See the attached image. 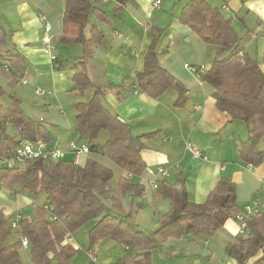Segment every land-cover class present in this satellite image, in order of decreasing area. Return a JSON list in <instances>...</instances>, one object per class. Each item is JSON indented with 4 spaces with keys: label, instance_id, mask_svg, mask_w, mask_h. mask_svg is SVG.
Instances as JSON below:
<instances>
[{
    "label": "trees",
    "instance_id": "1",
    "mask_svg": "<svg viewBox=\"0 0 264 264\" xmlns=\"http://www.w3.org/2000/svg\"><path fill=\"white\" fill-rule=\"evenodd\" d=\"M114 1L117 2L114 12H120L126 1ZM91 13L100 21H108V15L91 0H65L64 32L59 42L83 43ZM178 20L193 29L203 43L214 47V60L198 74L199 79L211 86L218 110L225 112L231 120L246 125L247 137L239 141L236 150L243 163L259 166L264 161V151L258 149L259 142L264 139V74L258 62L240 47V37L231 19L206 0L187 2ZM163 33L162 28L151 29V42L143 68L136 72L133 87L151 98L172 89L177 93L174 106L181 107L188 97L187 90L157 60V43ZM4 38L5 33L0 29V47ZM102 39V31L92 24L88 41L99 45ZM7 59L8 65L3 64L2 68L6 65L7 70L22 77L26 65L21 57L9 53ZM73 82V89L81 94L88 88L92 90L85 100L75 104L74 139L87 144L89 153L103 155L125 173L118 178L116 192L121 198L130 197L128 210L120 212L106 205L105 200L113 198L109 186L113 172L95 159L87 157L84 165L79 166L69 154L58 161L32 160L22 167H0V183L7 188L18 187L33 198L41 192L45 195V206L35 207V216L20 219L16 228L0 209V264H22L19 253L22 237L28 241L32 264H70L77 249L67 238L91 221L89 246L106 236L125 247L137 249L133 257L121 256L107 264H148L145 255L167 239L213 235L218 226L241 213L242 209L236 203L235 185L227 177L219 180L203 203L188 201L186 191L180 189L184 180L170 184L160 179L155 194L157 198L168 199L171 209L163 214V222L151 234L135 229L132 222L141 207L135 200L142 197L144 188L134 183L132 176H139L145 170L140 155V138L152 133L134 136L129 126L104 106L98 87L83 71L74 74ZM8 125L17 134L6 136ZM101 131L107 133L104 143L96 142ZM18 135L52 144L49 132L41 122L34 121L19 107L13 106L0 119V155L14 150ZM246 230L245 237L224 245L226 255L237 264H264V211L247 220Z\"/></svg>",
    "mask_w": 264,
    "mask_h": 264
},
{
    "label": "crops",
    "instance_id": "2",
    "mask_svg": "<svg viewBox=\"0 0 264 264\" xmlns=\"http://www.w3.org/2000/svg\"><path fill=\"white\" fill-rule=\"evenodd\" d=\"M125 1L123 9L116 13L114 12L117 7L116 1L91 0L94 6L108 15V21H100L91 13L90 23L84 30L85 41L63 44L59 42V37L64 32L65 0H0V29L5 33L4 43L0 47V110L4 114L3 117L13 106H20L21 100L28 94L26 85L34 88V94L38 97H42V94H37V90L47 92L49 104L54 99L57 100L56 94L74 95L73 97L80 95L79 101L86 99L92 91L90 88L83 94L73 89L74 74L83 71L90 82L98 87L104 106L121 118L134 136L152 133L149 137L140 138V155L145 170L139 176H132V180L143 186L142 199L151 197L155 214L160 212L159 206L163 200L157 198L155 188L151 185L153 180L165 179L174 184L182 179L184 182L180 189L186 191L188 201L203 203L219 180L227 177L235 185L236 203L240 209L259 199L261 193L259 179L264 175V161L259 166L248 168L247 164L239 159L236 150L239 141L247 137L246 125L231 120L225 112L218 110L212 97L211 86L202 82L198 74H189L180 66L182 61L176 54L175 46L184 42L185 37L203 51L209 52L212 56L215 54L214 47L203 43L193 29L179 24V9L181 10L191 0H160V6L150 14L148 6L154 0ZM206 1L219 7L224 16L231 19L240 37V47L255 58L264 74V0ZM163 4H167L169 10H172L170 14L163 10ZM176 8L177 13L174 12ZM39 14H43L50 24L49 34L54 44L53 54L57 58V66H54L49 56L43 52V25L39 20ZM169 15L170 21L157 43L156 53L159 65L180 81L187 90L188 97L181 107L174 106L177 93L172 89L166 90L157 98H151L135 91L133 87L136 72L143 68L144 56L151 42V29L161 28V20L168 18ZM92 24L103 33L99 45L88 41ZM9 53L18 54L25 63L26 70L22 77L2 68L3 64L8 65ZM201 66L206 68L203 64ZM22 79L26 82L22 83ZM7 94L12 95L8 97ZM77 102L73 104L74 115ZM49 104L43 102L42 105L50 107ZM58 113L60 115L65 113L60 106ZM13 132L17 134L14 130ZM74 137L75 132L68 139L64 136L56 137L52 145L70 156L67 142ZM186 142L199 148L202 151L201 157H193L185 149ZM78 157L74 159L75 163L83 166L86 155ZM159 167H162L165 173L159 174ZM122 175L125 173L120 176ZM143 180L148 186L142 183ZM36 198L37 196L33 198L18 187L7 188L0 183V209L10 219L16 214H20L22 218L32 219L28 215V208L36 207L34 206ZM125 198L128 196L121 198V208L117 207L116 211H126L128 200L126 204L122 202ZM41 205L45 206V195ZM140 205V209L144 207V204ZM166 206L168 209L165 213L171 209L170 201ZM162 222L163 217L160 223L152 221L150 223L152 232ZM246 231L242 236H238V224L234 219H228L223 225L218 226L215 233L223 240L222 252L225 253L223 247L227 242L245 237ZM73 234L70 235L68 242L78 251L79 248L73 243ZM109 239L111 238L104 236L93 246L82 245L80 249L83 255L77 252L70 264H77L78 259L80 261L85 259L87 262L90 258L89 252H95L97 246L101 244L106 245L107 252L100 256L102 261L97 259L96 263L107 264L115 261V257H112L114 255L109 251L117 248L116 242L115 240L109 242ZM98 247V250L102 249L101 246ZM119 249L116 251L124 252L121 247ZM134 255L135 253H125L122 256L131 258ZM209 255L212 256L211 251ZM222 262L219 263L237 264L230 257Z\"/></svg>",
    "mask_w": 264,
    "mask_h": 264
},
{
    "label": "rangeland",
    "instance_id": "3",
    "mask_svg": "<svg viewBox=\"0 0 264 264\" xmlns=\"http://www.w3.org/2000/svg\"><path fill=\"white\" fill-rule=\"evenodd\" d=\"M162 7L163 10H165L168 14L171 13L172 10H169L167 4L166 5L163 4ZM176 11L177 8L174 9V12ZM180 12L181 10L179 9L178 18L180 16ZM169 21H170V15L168 16V18L161 20L162 23L161 28L164 29V31L165 29H167L166 24L169 23ZM179 24L181 23L179 22ZM183 41L184 42H180L176 44L175 48L179 60L182 61L180 66L184 68V70L189 72V74L197 75L196 73H192L188 71L184 65L186 64L189 66H194L197 69H199L201 64H203L206 68L211 65V63L214 60L215 54L214 56H212L209 52L203 51L199 46L197 47L193 43L187 41L186 37L183 39ZM25 89H28V94H26L23 100H21L22 102L19 107L21 110L24 111V113L28 117H30L36 122H41L45 126V128L49 132L51 143L54 139H56V137L64 136L68 139L72 137V135H74L73 120L75 115L73 112V104L76 101L80 100L79 98L80 95L73 97L74 95L66 96L64 94H56L57 100L54 99V101L49 104V102L47 101V99H49L47 96L48 94H46L47 92L45 91H41V93L36 92L37 94H42L41 95L42 97H38L37 95L34 94V88H31L30 86L26 85ZM19 92L20 90L17 91V93ZM43 94H46V96H43ZM11 95L12 94H7L8 97H11ZM43 102L46 105L49 104L50 107L43 106L42 105ZM59 106L65 112L62 115L58 113ZM3 115H4L3 112H1L0 110V119L3 118ZM13 130L14 129L11 126H7L5 130L6 131L5 135L6 136L13 135L14 133ZM106 138H107V133L105 131H101L100 134L98 135V138L96 139V142L104 143ZM258 149L264 151V139H262L259 142ZM85 155L86 157L95 159L100 164L112 170L113 175L109 181V186L112 189L111 194L113 195V198L112 199L110 197L107 198L105 200V203L107 206L114 208V210L117 207L121 208L120 205L121 197H119V195L116 192V183L120 175L123 173V171L120 168H118L111 160L95 152L81 154L78 158L85 157ZM19 167H22V165H20ZM142 183L146 185V182H144V180L142 181ZM262 199H263V194L261 192L260 198L258 200H262ZM43 200H44V193L41 192L37 195V198L34 201V206L37 207L41 205V203H43ZM160 200H163L159 206L160 212L156 214H155V209L151 204L152 199L150 196H147L146 199L144 198L142 199L140 197L139 199L135 200L137 204H144V207L137 210L139 214H137L136 212L134 215L135 217H134V221L132 222V225L135 229H140L147 234H151L152 230L150 228V223L154 220L157 221V223H160L161 217L163 216V214H165V211H167L168 209L166 204H168L169 200L168 199H160ZM126 201H127V205H126L127 207L126 211H127L128 204L131 201L130 197L125 198L122 202L126 204ZM28 215L31 218L35 216L33 207L28 208ZM92 225L93 222L91 221L88 223L87 226L80 228L77 232H75L72 235L73 243L75 244V246L79 248L77 252H80L81 255H83V251L80 249L82 245L89 244V236L87 237L88 228H90ZM108 241L111 242L114 240L109 239ZM222 243H223L222 238H220L216 233L210 236L201 235V234L195 236L186 235L183 238L181 237L180 239H167L161 245H158L157 247L151 249L148 255L147 254L145 255L146 256L145 259L148 264H220L219 262L223 263L222 260L228 259V256L222 252ZM98 246H101L102 249L98 250L99 249ZM98 246H97V250H95L94 252V256L96 257L97 255L96 259L88 258L87 262H85V259L83 261L82 260L80 261L78 259L77 264H97L96 263L97 259L102 261L100 256H102L104 252L105 253L107 252L106 250L107 247L105 244H101ZM115 246L117 248L111 249L109 251L110 254L114 255L112 256L115 257L114 259H118L120 256H122L125 253L127 254L137 253L136 247L133 246L125 247L124 245H120L118 242H116ZM120 247L123 249L125 253L116 251L117 249L120 250L119 249ZM209 251L212 252V256L209 255ZM19 253L21 256L22 264H32L29 259L28 249L21 248L19 250Z\"/></svg>",
    "mask_w": 264,
    "mask_h": 264
},
{
    "label": "built area",
    "instance_id": "4",
    "mask_svg": "<svg viewBox=\"0 0 264 264\" xmlns=\"http://www.w3.org/2000/svg\"><path fill=\"white\" fill-rule=\"evenodd\" d=\"M160 3H161L160 0L152 1L148 6V14H150L154 9L158 8L160 6ZM38 17L43 25V32H42L43 52L49 56L50 60L54 63V66H57L56 63L57 58L53 54L54 44L49 34L50 24L43 14H39ZM184 66L188 71L196 74H199L205 69L203 66H200L199 69L195 68L194 66H189L186 64ZM3 68L5 70L8 69L6 65H4ZM21 82L25 83L26 80L22 79ZM36 92L41 93V91L38 90ZM67 145L69 149V154L73 155L74 159L80 156L81 154L89 153V148L87 144H85L84 142H79L74 138H71L67 142ZM185 149L188 150L193 157L199 158L202 155V151L190 142L185 143ZM65 156H66V152H64L55 145L52 144L50 145L41 139L28 140L22 137L21 135H18L17 144L14 150L12 152L0 155V167L20 166L32 160L58 161L63 159ZM247 167L251 168L252 166L247 165ZM158 173L163 174L165 173V170L162 167H159ZM259 182H260V189L263 194V199L262 200L255 199L249 204H246L242 208L241 213L237 214L234 218V220L238 224V233H237L238 236H242L243 234H245L247 220H249L254 214L264 211V175L260 177ZM151 185L153 188H156L157 181L153 180L151 182ZM52 218L55 219V217ZM20 219H22L20 214H16L13 218L10 219L11 226L13 228H16ZM69 240L70 238H67V241ZM20 242H21V248L28 249V241L25 237H22L20 239ZM89 257L92 259L95 258L93 251L89 252Z\"/></svg>",
    "mask_w": 264,
    "mask_h": 264
}]
</instances>
